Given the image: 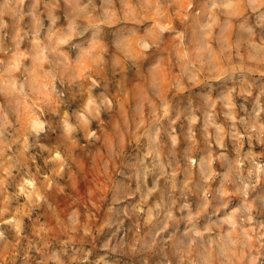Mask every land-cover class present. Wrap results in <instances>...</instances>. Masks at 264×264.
<instances>
[{"label": "clouds", "instance_id": "9594fccd", "mask_svg": "<svg viewBox=\"0 0 264 264\" xmlns=\"http://www.w3.org/2000/svg\"><path fill=\"white\" fill-rule=\"evenodd\" d=\"M0 264H264V0H0Z\"/></svg>", "mask_w": 264, "mask_h": 264}]
</instances>
